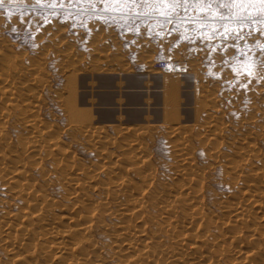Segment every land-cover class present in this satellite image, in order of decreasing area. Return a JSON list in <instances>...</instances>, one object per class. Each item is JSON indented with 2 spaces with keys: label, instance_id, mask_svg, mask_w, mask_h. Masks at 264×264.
<instances>
[{
  "label": "bare ground",
  "instance_id": "obj_1",
  "mask_svg": "<svg viewBox=\"0 0 264 264\" xmlns=\"http://www.w3.org/2000/svg\"><path fill=\"white\" fill-rule=\"evenodd\" d=\"M18 44L0 35V264H221L230 255L237 259L224 264H264L263 245L250 248L254 234L246 237L254 233L249 227L254 209L264 212V151L254 142L264 136L260 108L253 107L255 114L229 132L232 125L223 121L219 101L201 85L195 125L173 128L172 138L178 139L170 162L156 166L142 134L115 126L113 141L98 135L92 111L79 110L76 85L57 83L52 89L43 62ZM90 49L93 56L122 63L101 54L100 45ZM70 71L74 80L76 68ZM177 84L163 81L166 89ZM199 129L208 138L203 144L195 143ZM63 137L67 143L61 148ZM83 142L100 160L115 158L106 144L121 155L92 174L72 150ZM199 146L210 147L205 157L213 165L198 162ZM226 166V174L237 177L231 185L223 181L229 193L210 211L204 181ZM158 167L171 171L161 176ZM240 184L245 189L238 194ZM104 218L117 223L106 224ZM98 232L108 242L99 240Z\"/></svg>",
  "mask_w": 264,
  "mask_h": 264
},
{
  "label": "rangeland",
  "instance_id": "obj_2",
  "mask_svg": "<svg viewBox=\"0 0 264 264\" xmlns=\"http://www.w3.org/2000/svg\"><path fill=\"white\" fill-rule=\"evenodd\" d=\"M0 35L14 37L31 57L43 62L44 74L53 82L52 89L57 83L68 88L76 85L79 110L84 114L92 111V125L98 135H108V140L113 141L116 132L111 128L115 126L142 134L156 166L170 162L173 142L178 139L172 138L173 128L195 125L196 99L202 95L203 84L219 101L216 107L222 110L223 121L232 125L229 132L255 114L253 107L260 108V124L264 125V4L239 0H192L187 4H161L157 0H5L0 7ZM93 44L100 45V53L108 55L109 60L122 63L117 66L106 58L93 56ZM71 50H76L77 55L70 57ZM166 59L188 62V72L179 75L154 69V63ZM72 67L77 71L74 80ZM167 78L178 84L166 89L163 81ZM67 96L70 91L65 92ZM51 109L58 117L57 109ZM210 114L204 113L203 118ZM45 119L51 121L48 112ZM87 121L88 118L84 123ZM196 135L200 136L197 144L208 139L201 129ZM52 136L49 134L46 139ZM254 142H259L264 151V136ZM64 143L65 137L59 147L64 148ZM105 146L114 154L112 160L106 156L100 160L96 152L83 148L84 142L72 150L77 161L91 167L94 174L121 155L118 147ZM207 148L210 149L197 148L198 162L204 167L214 164L205 157ZM158 168L161 176L171 171ZM226 172H230L228 166L217 167L204 181L210 211L217 200L229 193L230 186L223 181L231 185L237 177H229ZM105 177L101 176V181H106ZM236 189L239 194L245 187L240 184ZM88 195L97 200L91 191ZM253 216L249 227H254V233L247 232L246 237L254 234L249 247L255 249L264 247V212L254 209ZM103 221L117 223L110 218ZM98 235L99 240L108 242L102 232ZM234 259L236 256L230 255L224 262Z\"/></svg>",
  "mask_w": 264,
  "mask_h": 264
},
{
  "label": "built area",
  "instance_id": "obj_3",
  "mask_svg": "<svg viewBox=\"0 0 264 264\" xmlns=\"http://www.w3.org/2000/svg\"><path fill=\"white\" fill-rule=\"evenodd\" d=\"M187 62L185 61H169V60H162L159 62L154 63V69L158 71H166L171 72L174 74H185L188 72Z\"/></svg>",
  "mask_w": 264,
  "mask_h": 264
},
{
  "label": "snow or ice",
  "instance_id": "obj_4",
  "mask_svg": "<svg viewBox=\"0 0 264 264\" xmlns=\"http://www.w3.org/2000/svg\"><path fill=\"white\" fill-rule=\"evenodd\" d=\"M5 0H0V7L4 5ZM39 2V0H38ZM113 2L116 3H137L138 0H113ZM140 2H145V0H140ZM157 2L163 4V3H172V4H187L192 2V0H157ZM210 2H217L219 3V0H210ZM232 3H236L237 0H231ZM240 3H259L264 4V0H239ZM23 22V21H22Z\"/></svg>",
  "mask_w": 264,
  "mask_h": 264
}]
</instances>
